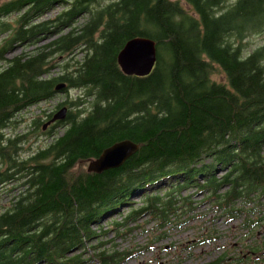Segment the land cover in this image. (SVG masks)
<instances>
[{"label":"trees","instance_id":"obj_1","mask_svg":"<svg viewBox=\"0 0 264 264\" xmlns=\"http://www.w3.org/2000/svg\"><path fill=\"white\" fill-rule=\"evenodd\" d=\"M57 1L63 9L44 17ZM15 12L13 20L0 18V37L11 32L0 41V186L18 184L0 209V264L121 263L129 250L93 239L145 213L161 219L162 228L181 217L177 195L188 199L183 205L191 202V195H182L188 186L210 195L230 216L249 211L237 201L263 204L264 44L245 51L243 39L264 32V0L0 5V15ZM139 35L157 41V60L144 74L127 72L119 58L127 40ZM42 37L50 40L7 56L14 44ZM57 65L62 70L53 73ZM217 71L225 78H215ZM60 83L66 85L57 89ZM75 88L83 95L58 103L68 111L49 126L51 139L22 156L28 133L4 136L3 129L24 109ZM55 111L44 109L46 118L35 116L32 124L44 128ZM123 138L139 149L120 166L88 170L90 160ZM218 167L226 169L218 174ZM113 213L123 219L112 217L104 228L102 219ZM252 248L257 252L264 243ZM226 257L210 264H227Z\"/></svg>","mask_w":264,"mask_h":264},{"label":"rangeland","instance_id":"obj_2","mask_svg":"<svg viewBox=\"0 0 264 264\" xmlns=\"http://www.w3.org/2000/svg\"><path fill=\"white\" fill-rule=\"evenodd\" d=\"M6 1L8 0H0V4ZM64 4L57 1L54 7L45 13L44 17L56 15L63 9ZM17 16L18 12H15L4 16L3 19L13 20ZM10 33H4L5 35L0 37V41H3L4 37L8 38ZM48 40L50 38L42 37L37 39L36 42L25 46L22 43H17L7 50V56L20 53L23 49L34 48ZM243 42L245 51H250L254 47L264 44V32L252 33L244 38ZM67 56L65 55V58H69ZM61 70V67L57 65L53 73H58ZM214 77L217 79L225 78L222 71H217ZM79 95H83L82 89L75 88L68 92L60 91L54 98L24 109L16 115L13 123L3 129L4 136L28 133L27 139L22 143L24 147L22 156L36 151L51 139L50 134L47 132L48 124L50 123L46 127L39 129V127L32 124L33 118L39 115L46 118L44 109L47 112L55 109L57 111L62 107L57 108L60 101L68 97L76 98ZM225 169L218 167L216 172L222 174ZM199 180L203 181L202 177ZM164 183L167 182L165 181ZM142 191L140 190L138 193L133 194L132 198L135 201H140ZM17 192L18 184L16 181L1 185L0 209L8 205ZM182 195H191L189 198L191 202L183 205L182 201L186 202L188 199L177 195L180 198L178 207L181 217H173L171 219L172 222L166 221L162 228L157 227V224L161 223L159 222L161 219L152 218V213H145L137 221L131 220L128 223V227L123 226L120 230L109 229L100 238L93 239L92 243L105 240L107 241L105 246L108 248L112 247L113 242H115L117 244L116 249L119 251L129 250L132 253L118 264H210L225 253L227 254V264H264V248L256 249L257 252L252 248V246L259 243H264V219L262 221L263 224L259 223L254 226L247 224L249 218H258V216L264 214V197L261 198L263 203L261 205H259V199L257 198L246 203L237 201L236 205L238 207L244 206L249 211L244 210L234 216H230L223 208L217 206L216 202H214L215 199L211 198L210 195L208 196L205 192L198 191L196 186L184 188ZM189 204H191V207H189ZM256 205L259 207L251 210ZM120 209L122 212H126L127 206H121ZM183 210L185 211L183 212ZM112 217H117L119 220L123 219V215L117 213L105 216L102 219L104 228L107 229L109 227ZM179 219H184V221L177 225L176 221ZM93 226L99 230L97 225ZM117 233L122 234L118 235ZM114 237L116 239L110 242L109 240ZM152 238L155 239L150 242ZM241 256H243V259L238 260L237 258ZM90 264L98 263L93 262Z\"/></svg>","mask_w":264,"mask_h":264},{"label":"water","instance_id":"obj_3","mask_svg":"<svg viewBox=\"0 0 264 264\" xmlns=\"http://www.w3.org/2000/svg\"><path fill=\"white\" fill-rule=\"evenodd\" d=\"M119 58L122 66L129 73H148L157 60V41L150 36H134L127 40L120 50ZM66 83L57 85V89L63 88ZM68 106L64 105L57 110L45 123L44 127L52 121L66 117ZM140 147V144L131 138H123L104 148L102 153L90 160L87 165L89 171H103L111 167L122 165Z\"/></svg>","mask_w":264,"mask_h":264},{"label":"flooded vegetation","instance_id":"obj_4","mask_svg":"<svg viewBox=\"0 0 264 264\" xmlns=\"http://www.w3.org/2000/svg\"><path fill=\"white\" fill-rule=\"evenodd\" d=\"M2 4H3V3H2ZM2 4H0V5H2ZM6 15H7V14H5V15H0V18L3 19V17L6 16ZM8 15H9V14H8ZM5 34H6V33H5ZM5 34L3 33V35H5ZM14 45H15V44H14ZM51 117H52V116H51ZM51 117H50V118H51ZM50 118H49V119H50ZM49 119H48V120H49ZM54 122H56V121H54ZM54 122H51V123L48 124V125L50 126V125L53 124Z\"/></svg>","mask_w":264,"mask_h":264},{"label":"bare ground","instance_id":"obj_5","mask_svg":"<svg viewBox=\"0 0 264 264\" xmlns=\"http://www.w3.org/2000/svg\"><path fill=\"white\" fill-rule=\"evenodd\" d=\"M90 162V161H89Z\"/></svg>","mask_w":264,"mask_h":264}]
</instances>
